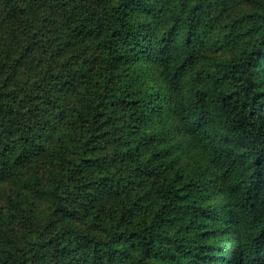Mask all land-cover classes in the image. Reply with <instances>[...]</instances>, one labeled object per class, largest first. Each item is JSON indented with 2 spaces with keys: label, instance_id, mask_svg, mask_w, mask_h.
Masks as SVG:
<instances>
[{
  "label": "trees",
  "instance_id": "1",
  "mask_svg": "<svg viewBox=\"0 0 264 264\" xmlns=\"http://www.w3.org/2000/svg\"><path fill=\"white\" fill-rule=\"evenodd\" d=\"M0 264H264V0H0Z\"/></svg>",
  "mask_w": 264,
  "mask_h": 264
}]
</instances>
